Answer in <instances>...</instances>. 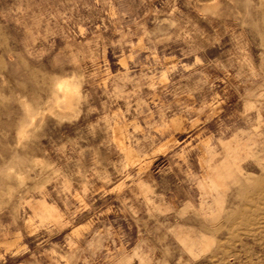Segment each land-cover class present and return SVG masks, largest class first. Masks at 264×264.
<instances>
[{
    "label": "rangeland",
    "instance_id": "rangeland-1",
    "mask_svg": "<svg viewBox=\"0 0 264 264\" xmlns=\"http://www.w3.org/2000/svg\"><path fill=\"white\" fill-rule=\"evenodd\" d=\"M0 264H264V0H0Z\"/></svg>",
    "mask_w": 264,
    "mask_h": 264
},
{
    "label": "bare ground",
    "instance_id": "bare-ground-1",
    "mask_svg": "<svg viewBox=\"0 0 264 264\" xmlns=\"http://www.w3.org/2000/svg\"><path fill=\"white\" fill-rule=\"evenodd\" d=\"M51 111V110H50Z\"/></svg>",
    "mask_w": 264,
    "mask_h": 264
}]
</instances>
